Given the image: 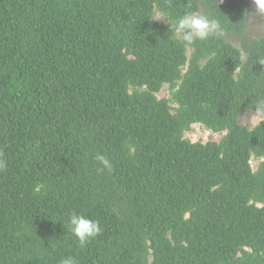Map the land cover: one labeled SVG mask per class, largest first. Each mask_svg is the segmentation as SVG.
Here are the masks:
<instances>
[{
    "label": "trees",
    "instance_id": "trees-1",
    "mask_svg": "<svg viewBox=\"0 0 264 264\" xmlns=\"http://www.w3.org/2000/svg\"><path fill=\"white\" fill-rule=\"evenodd\" d=\"M254 5L0 0V264H264Z\"/></svg>",
    "mask_w": 264,
    "mask_h": 264
},
{
    "label": "rangeland",
    "instance_id": "rangeland-1",
    "mask_svg": "<svg viewBox=\"0 0 264 264\" xmlns=\"http://www.w3.org/2000/svg\"><path fill=\"white\" fill-rule=\"evenodd\" d=\"M199 17V14H195L191 17V20H196ZM153 18L159 23L167 24V21L160 17L156 12L153 15ZM201 28L195 29L194 34L197 35ZM202 30V29H201ZM246 35L249 38H254L258 36H264V7L261 5H254L250 8L247 18H246ZM228 41H230L234 46L238 47L239 42L238 38L234 35L228 36ZM190 50H187V55H189ZM170 90L168 84L162 86V88L156 93L158 98H169ZM172 108H175L177 105L173 102L170 103ZM264 120V111L248 110L238 117V123L241 126H246L249 129L253 128L257 123ZM225 131L214 132L206 129L199 123L191 124L189 131L184 132V138L195 142H207V141H218ZM262 158L252 157L251 167L252 170H256L259 162Z\"/></svg>",
    "mask_w": 264,
    "mask_h": 264
}]
</instances>
